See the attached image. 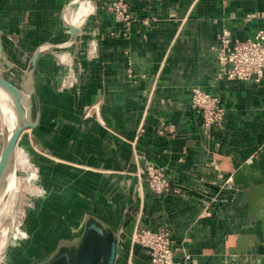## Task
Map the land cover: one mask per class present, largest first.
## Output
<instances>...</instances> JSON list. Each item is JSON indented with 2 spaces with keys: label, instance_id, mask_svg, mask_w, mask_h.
<instances>
[{
  "label": "crops",
  "instance_id": "1",
  "mask_svg": "<svg viewBox=\"0 0 264 264\" xmlns=\"http://www.w3.org/2000/svg\"><path fill=\"white\" fill-rule=\"evenodd\" d=\"M70 1L0 0L2 45L3 35L22 36L14 47L23 60L25 44L34 51L64 42L70 32L55 38ZM125 2L129 25L94 2L65 48L73 53L70 67L54 52L40 54L33 84L41 117L31 135L54 161L111 179L115 211L109 204L83 212L114 216L125 208L116 264H150L141 247L130 251L137 219L141 228L169 231L179 262L188 254L189 264H264V74L259 83L217 79L218 33L227 27L234 39L253 38L264 29V0ZM252 12L263 17L245 22ZM57 70L77 77L72 88L58 89ZM193 87L226 108L223 127L209 135L190 106ZM162 123L174 135L159 133ZM148 163L163 167L186 195L153 194L138 177Z\"/></svg>",
  "mask_w": 264,
  "mask_h": 264
},
{
  "label": "rangeland",
  "instance_id": "2",
  "mask_svg": "<svg viewBox=\"0 0 264 264\" xmlns=\"http://www.w3.org/2000/svg\"><path fill=\"white\" fill-rule=\"evenodd\" d=\"M90 1L95 2V0ZM82 23L84 22L77 24L82 25ZM58 30L62 31L55 38L58 41L66 39L69 35L68 26L59 19ZM2 37L5 62L11 67L0 69V74L16 86H21L23 77L16 65L23 70L27 67L35 44H25L28 48L27 54L21 60L22 52L14 47V42L22 36L8 34ZM35 37L42 38V36L32 38L35 39ZM47 37L50 36H43V38ZM58 50L54 51L58 53ZM62 66L67 68L66 65ZM56 72L58 89L72 88L77 77L72 76L70 72L65 75L59 70ZM72 72L75 71L72 70ZM29 130L31 129L25 130L17 142V147L20 146L22 149L19 156L26 158L28 163L23 168L20 165L17 166L18 189L14 191L0 213V253L4 255L3 258L0 255V264H25L38 251L36 238L64 230L62 223L66 228L76 229L81 223L84 212L79 215L72 213L71 201L74 203L79 201L85 208L98 207L99 210H104L111 204L115 211L116 195L110 178L105 176L101 179L95 175L82 176L79 170L75 169L76 167L67 168L64 164L47 157L38 147L36 139ZM1 147L2 135L0 134V150ZM75 222L78 223L76 227H73ZM17 228L19 232L15 231ZM21 231L25 233L24 238Z\"/></svg>",
  "mask_w": 264,
  "mask_h": 264
},
{
  "label": "built area",
  "instance_id": "3",
  "mask_svg": "<svg viewBox=\"0 0 264 264\" xmlns=\"http://www.w3.org/2000/svg\"><path fill=\"white\" fill-rule=\"evenodd\" d=\"M102 8L115 15L116 20L130 24L131 15L125 0H95ZM263 17V13L252 12L243 17L245 22ZM217 79L254 81L259 83L264 74V29H258L253 38L234 39L229 28L224 27L217 35ZM94 51V48H92ZM190 106L200 116L201 129L209 135L213 128H221L226 120V108L217 96L200 87L191 88ZM142 128L138 129L140 133ZM174 135V126L162 123L159 133ZM140 181L155 195L175 194L184 197L185 191L177 186L163 167L148 163L138 173ZM130 251L135 246L144 250L150 264H189L190 256L184 254V261L176 260L178 248L174 246L170 233L165 228L150 229L138 226V219L129 236Z\"/></svg>",
  "mask_w": 264,
  "mask_h": 264
},
{
  "label": "water",
  "instance_id": "4",
  "mask_svg": "<svg viewBox=\"0 0 264 264\" xmlns=\"http://www.w3.org/2000/svg\"><path fill=\"white\" fill-rule=\"evenodd\" d=\"M76 1L67 2L68 5L66 4L62 11V19L70 30L69 38L63 43L39 45L32 52L26 69L22 70L16 66L23 77L21 86H16L0 74V88L15 95L19 115L12 132L0 150V184L11 165L21 134L26 129H35L40 122L41 111L33 84V71L40 54L67 48L77 39L80 28L69 24L63 17L66 8ZM10 67L3 58L0 32V69ZM33 112H35L34 117ZM124 217L125 208L114 216L106 212L86 210L76 229L65 228L37 237L35 242L38 251L25 264H116Z\"/></svg>",
  "mask_w": 264,
  "mask_h": 264
},
{
  "label": "bare ground",
  "instance_id": "5",
  "mask_svg": "<svg viewBox=\"0 0 264 264\" xmlns=\"http://www.w3.org/2000/svg\"><path fill=\"white\" fill-rule=\"evenodd\" d=\"M73 1L75 0H71L70 2ZM74 5L75 7L73 8ZM93 11L94 2L90 0H77L75 4L66 8L63 17L69 24L80 28V25L77 23L81 21L85 22L87 17L92 14ZM75 42L76 40L74 41V43ZM58 51V53L54 51L57 58L64 64H66L68 67H70L73 64V53L71 49L64 48L59 49ZM27 96L30 97L29 95ZM15 100L16 97L13 93L4 91L0 88V134L2 135V146L5 140L9 137L10 133L12 132L15 123L19 117ZM21 150V147H17L16 145L11 165L2 183L0 184V213L7 201L13 196L14 191L18 189V185L16 183L17 166L20 165L21 168H23L24 165L28 163V160L26 158H22L19 156ZM71 208L72 213H74L75 215H79L83 212L84 205H82L81 202L78 201L77 203H71ZM77 223L78 222L73 223L72 226L75 227ZM15 231L19 232L20 230L17 228ZM21 234L24 238L25 233L21 231ZM0 255L2 258L4 257L2 252L0 253Z\"/></svg>",
  "mask_w": 264,
  "mask_h": 264
}]
</instances>
